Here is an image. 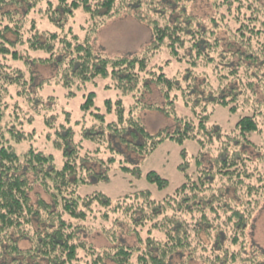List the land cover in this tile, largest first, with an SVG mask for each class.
<instances>
[{"label": "trees", "instance_id": "16d2710c", "mask_svg": "<svg viewBox=\"0 0 264 264\" xmlns=\"http://www.w3.org/2000/svg\"><path fill=\"white\" fill-rule=\"evenodd\" d=\"M135 3L137 10L129 11ZM193 3L0 0V264H180V259L192 264L197 258L203 264H264V249L249 238L264 201V161L254 167L247 150L264 154V119L254 113L262 104L253 92L264 78L259 74L264 52L230 44L242 45L264 33V1L213 0L215 13L207 18L192 13ZM79 9L88 13L86 26L77 23ZM127 12L149 26L150 42L138 53L102 54L94 47L97 31ZM222 29L231 38L225 50L240 60L231 62L236 65L231 73H241L244 60L256 70L248 68L253 73L248 94L224 77L226 86L217 93L209 90L214 95L204 98L211 75L195 70L210 64L214 44H223L210 36ZM162 48L169 52L160 64L155 61ZM173 62L189 66L175 71L181 80L163 70ZM36 65L54 67L53 80L39 78ZM175 89L193 107L196 120L181 118V129L151 132L138 114L159 110L175 115ZM155 90L161 101L147 100ZM243 98L253 113L240 114L229 133L210 124L207 102L235 114ZM227 137L238 144L229 153L231 141L226 140L218 170H208L204 154ZM166 139H195L204 150L195 158L196 179L183 151L180 167L186 180L173 194L155 200L141 190L113 200L102 192H82L108 181L111 165L139 173L137 163L127 164L130 156L148 155ZM97 165H104L103 172ZM206 170L214 173L212 180ZM216 176L222 183L214 186ZM148 178L159 189L167 185L155 171ZM95 209L105 219L99 224L109 242L101 247L83 238L88 226L81 222ZM122 229L135 235L138 244H126L118 236Z\"/></svg>", "mask_w": 264, "mask_h": 264}, {"label": "rangeland", "instance_id": "374dc122", "mask_svg": "<svg viewBox=\"0 0 264 264\" xmlns=\"http://www.w3.org/2000/svg\"><path fill=\"white\" fill-rule=\"evenodd\" d=\"M212 4L213 0H195V3H193L192 5V13L201 16L202 18H207V16L213 15L215 13ZM133 6L135 8H133ZM136 7L137 3H135L134 5H130L128 10L136 11ZM76 15V18L78 19L77 23L79 25L86 26V18L88 13H86L83 9H79L77 10ZM142 15H146V13L142 12ZM75 29L78 30L77 25H75ZM81 34L82 36L84 35L83 29ZM151 34V30L145 22L137 19L132 13L127 12L115 19L110 20L104 26H101L99 28L94 39V47L108 57H119L131 53H138L141 52V50L150 42ZM246 35L248 36V33H246ZM217 36L220 40H222L223 44H214V47L211 49V53L213 54L212 60H207V62L211 65H204L202 63L203 68H196L195 70L196 72H198L200 69H202V71L206 69L208 75H211L210 81H212V83L210 84V87H203V90H206L204 98L205 96L209 98L210 94L212 96L214 95L210 93V91L217 93L222 86H226L225 83H222V78L224 77L231 80L228 83L229 85L235 84V87L238 88L240 86L242 87V89L247 91L246 83L248 84L249 74H253L252 72H248V68L256 70L253 65H250L246 62V60H244L241 61V73L238 72L237 75L231 73V71H233L234 67L236 66L233 65V67L231 65V62L237 61V64L240 63L239 57L235 56L233 52L225 50V48L228 47L226 43L231 40L229 34L225 30L222 29L214 35L212 34L210 36V40L213 41V39ZM240 43H242V45H239L235 42H230V44H234L235 48L241 46L243 48L242 50L244 51L248 50L249 52H258L259 50H262L264 52V33H261V36L259 37H254L253 39H245ZM168 52L169 51L167 48H162L161 52L157 55L155 62L160 64L163 63V61L168 57ZM162 65L165 66V63ZM186 67L189 68V66H187V63L182 64L173 62L171 65L163 68V70L169 78L177 76L178 79L181 80V75H176L175 71L177 69L184 71ZM34 71L39 78H44L46 79V81L53 80V77L55 75V69L52 66L36 65L34 66ZM0 72L2 71L0 70ZM242 74L243 78L239 79ZM259 74L264 77V66H261V69H259ZM200 78L201 80H203L204 76H201ZM255 86V90L252 91L255 92L256 100L261 103L262 106L258 107L259 110H256L254 113L260 114L262 119H264V78L261 79L259 81V84H256ZM101 90L103 89H101L100 86L99 91L101 93H106ZM117 92L118 91L114 90L115 94H117ZM175 93L179 94V98L175 101V115L169 117L159 110H146L138 114L140 118L143 119L144 123L151 132L155 133L163 129H168V131H174V129L177 128L181 129L183 128V121L181 118H188L194 121L196 120L193 107L187 105L180 95L182 91L176 90ZM248 93L249 91H247V94ZM208 98L205 100V102L210 100ZM147 100L161 101L160 93L156 90L153 91V93L147 95ZM72 102L74 103V101ZM247 103H249L248 100L244 98L243 102L241 100L240 103H236V106H239V108H241V111H236L237 113L235 114L230 113L228 108L223 105H212L210 101L207 102L205 110L208 112H212L210 124L218 123V125L227 134L229 133L228 131H230V129L234 127V124L239 119L240 114L243 115L253 113V111L250 110L247 106ZM215 139L216 138H214V140ZM226 140L231 141V145L229 146V153H232L234 144H238L236 142L234 143L235 138L229 139L228 137L223 138L222 140H218V142L215 141L214 146L211 149H208L203 157V164L208 170H218V168L216 167L217 161L219 160V158L223 159L225 157V155H221L222 151H219ZM256 142L258 143V139H256ZM217 148L218 150L215 153V149ZM247 150L249 152L248 156H251L250 160L251 162H253L252 165L254 167L255 164L258 165L259 161H264V154L258 153V151L253 148H249ZM183 151L187 156L189 173L191 174L192 179H196L199 167L196 165L195 158L204 151L203 147H201L200 143L195 139H185L182 142L166 139L152 153L148 155L142 156L138 153H134L133 156H130L131 160H127V164L130 166L133 165L134 163L132 161L137 163L139 166V173L135 174L130 171H123L117 165L113 167L111 165L110 169H108V181H101L93 183L92 185H87L82 189V192L98 191L115 200L116 198L121 197L125 194L147 190L151 192L152 198H154L155 200H162L166 196L173 194L176 189L179 188L186 180V173L180 167L181 163L184 161ZM224 154H226V152ZM262 165L261 167L264 170V162L262 163ZM96 169L103 172L104 165L103 167H99L97 165ZM151 171H155L162 178H165L167 180V185L165 186V188L159 189L157 184L155 182H152L148 178V173ZM206 172L208 171L206 170ZM207 174H209L210 176L214 173L208 172ZM209 179L212 180V176H210ZM216 181L218 182V184L222 183V181L219 180V177L216 176L213 182L214 186ZM261 206V209L255 214L254 226L249 230V238L251 240V236H253V242L259 244L258 247L263 250L264 201L262 202ZM104 220L105 219L103 218V216L98 214L95 209L94 213L89 215L86 221L81 222V224H86V226H88V231H83V238L95 247H101L109 244L105 233L102 231V225L99 224ZM105 224L107 226H112L111 220H107ZM144 235H146V233H144ZM118 236L124 239V242L128 245L138 244L136 236L127 233L123 234V229L121 230V234L119 233ZM23 244L24 246L29 245L27 241H25ZM189 254L190 252L186 251L185 255ZM180 261V264H188L190 262L189 259H180ZM201 261H203V259L197 258L194 262H192V264H203ZM108 264L114 263L109 262Z\"/></svg>", "mask_w": 264, "mask_h": 264}]
</instances>
